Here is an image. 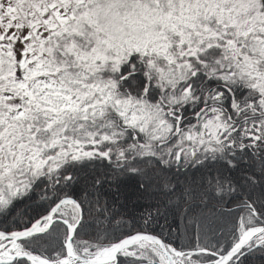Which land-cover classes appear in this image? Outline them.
<instances>
[{"label":"snow or ice","instance_id":"1","mask_svg":"<svg viewBox=\"0 0 264 264\" xmlns=\"http://www.w3.org/2000/svg\"><path fill=\"white\" fill-rule=\"evenodd\" d=\"M0 264H264V0H0Z\"/></svg>","mask_w":264,"mask_h":264}]
</instances>
